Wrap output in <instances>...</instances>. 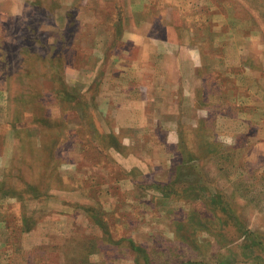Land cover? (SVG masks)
<instances>
[{"label":"rangeland","instance_id":"rangeland-1","mask_svg":"<svg viewBox=\"0 0 264 264\" xmlns=\"http://www.w3.org/2000/svg\"><path fill=\"white\" fill-rule=\"evenodd\" d=\"M0 264H264V0H0Z\"/></svg>","mask_w":264,"mask_h":264},{"label":"trees","instance_id":"trees-1","mask_svg":"<svg viewBox=\"0 0 264 264\" xmlns=\"http://www.w3.org/2000/svg\"><path fill=\"white\" fill-rule=\"evenodd\" d=\"M210 201L213 205H221V203H218L215 199L210 198Z\"/></svg>","mask_w":264,"mask_h":264}]
</instances>
